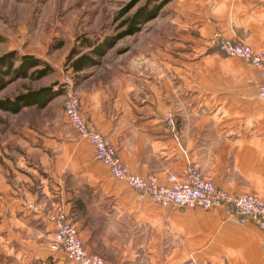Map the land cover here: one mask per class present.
Listing matches in <instances>:
<instances>
[{
	"label": "crops",
	"instance_id": "crops-1",
	"mask_svg": "<svg viewBox=\"0 0 264 264\" xmlns=\"http://www.w3.org/2000/svg\"><path fill=\"white\" fill-rule=\"evenodd\" d=\"M215 31L264 53V0H172L163 24L148 32L149 60L141 61L143 41L118 61L105 55L72 66L76 88L86 116L134 172L168 183L195 163L217 186L264 199L259 71L210 49ZM26 108L1 109L17 137L0 138V264H77L52 248L49 216L58 204L87 249L110 263L264 264V228L231 220L220 205L139 201V191L94 158L90 142L38 134L17 119Z\"/></svg>",
	"mask_w": 264,
	"mask_h": 264
},
{
	"label": "rangeland",
	"instance_id": "rangeland-1",
	"mask_svg": "<svg viewBox=\"0 0 264 264\" xmlns=\"http://www.w3.org/2000/svg\"><path fill=\"white\" fill-rule=\"evenodd\" d=\"M161 0H0V54L17 50L20 54L31 53L49 60L53 71L40 79L20 78L12 81L0 92V97L14 96L26 91L28 87L37 88L43 85L53 87L58 93L45 106L28 107L18 114V120L29 121L38 134H59L71 144L86 148L87 138L82 137L68 122L65 115V98L67 89L65 82L72 80L76 84L77 74L72 69L68 55L75 47L90 50L80 45L82 36L93 42H100L125 30L124 20L130 18L144 7L140 18L150 11L155 3ZM172 1V0H170ZM170 1L160 8L157 15L141 23L138 32L126 34L117 39L107 49L110 62L118 61L123 56V49L143 42L144 53L141 61L149 60L148 32L164 22V14L170 10ZM210 39V38H209ZM209 41V40H208ZM60 45V47L58 46ZM216 49L223 56L218 47ZM140 51V50H139ZM139 51H136L137 53ZM237 57V56H234ZM238 59L243 60L240 57ZM132 54L127 61H132ZM102 61V60H101ZM250 64L245 59L243 60ZM11 115L0 109V138L17 137L11 131ZM170 118V117H169ZM73 142V143H71ZM195 164V163H194ZM103 168V167H102ZM101 171V167H96Z\"/></svg>",
	"mask_w": 264,
	"mask_h": 264
},
{
	"label": "built area",
	"instance_id": "built-area-1",
	"mask_svg": "<svg viewBox=\"0 0 264 264\" xmlns=\"http://www.w3.org/2000/svg\"><path fill=\"white\" fill-rule=\"evenodd\" d=\"M209 41L212 47H218L227 55L245 59L258 69L260 75L258 95L264 98V53L256 51L244 40L232 41L220 31H215ZM65 88L67 93L64 104L68 122L94 147L96 160L103 161L115 178L139 191V201L149 199L158 204L199 206L207 210L220 205L231 220L240 223L252 221L259 228H264V199L256 193L231 192L217 186L196 164H189L180 174H171L168 183L159 180L154 173L142 175L134 172L122 159L111 138L99 131L95 122L84 113L81 95L75 82L67 80ZM49 217L56 225L52 248L63 250L69 261L77 264H114L87 249L77 225L70 219L63 204H58L56 211ZM180 264H191V262Z\"/></svg>",
	"mask_w": 264,
	"mask_h": 264
},
{
	"label": "trees",
	"instance_id": "trees-1",
	"mask_svg": "<svg viewBox=\"0 0 264 264\" xmlns=\"http://www.w3.org/2000/svg\"><path fill=\"white\" fill-rule=\"evenodd\" d=\"M170 0H161L155 3V6L146 12V15L140 18L141 13H144L148 7L141 8L136 15L127 18L122 22L126 25L125 30L119 32L112 37H107L100 42H93L90 38L82 36L80 39V45L88 47L85 48L75 47L68 55L70 64L74 70H79L83 67L90 65H96L99 59L104 55L107 49L117 39L126 36V34H133L138 32L141 23L154 18L159 12L160 8L168 3ZM3 40V36L0 33V41ZM60 47V45H58ZM53 68L49 61L44 60L41 57H37L31 53L20 54L17 50H10L9 52L0 54V92L12 81L20 78L40 79L47 76ZM58 92L53 90L52 86L43 85L39 88L28 87L26 91L20 92L14 96L0 97V109L9 112H20L26 106L36 105L37 107L45 106Z\"/></svg>",
	"mask_w": 264,
	"mask_h": 264
}]
</instances>
